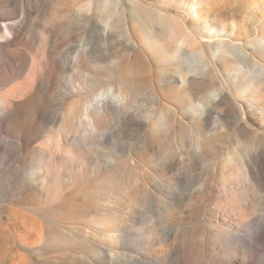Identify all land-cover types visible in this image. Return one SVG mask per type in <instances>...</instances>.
<instances>
[{"label": "rangeland", "instance_id": "1", "mask_svg": "<svg viewBox=\"0 0 264 264\" xmlns=\"http://www.w3.org/2000/svg\"><path fill=\"white\" fill-rule=\"evenodd\" d=\"M140 1L170 17L138 13V20L129 11L108 31L85 23L68 0H0L15 23L27 20L34 46L45 33L59 44L55 110L36 114L34 141L16 149L0 126V264H264V116L257 112L264 83L229 79L231 61L220 59L202 82H177L172 48L183 35L208 33L182 6L192 0ZM198 1L200 22L207 18L254 51L264 34V0ZM183 46L186 65L199 63L190 52L200 46ZM254 54L264 62V51ZM19 64L0 56V91L23 80ZM129 78H137L135 89L123 103L106 104L105 125L87 126L83 104L111 87L129 90ZM215 81L231 82L228 96L201 114L198 102ZM74 102L76 128L66 133L61 121ZM3 116L0 110L1 124ZM54 144L76 160L31 154ZM245 169L255 176L244 178ZM113 177L120 188L111 189Z\"/></svg>", "mask_w": 264, "mask_h": 264}, {"label": "bare ground", "instance_id": "2", "mask_svg": "<svg viewBox=\"0 0 264 264\" xmlns=\"http://www.w3.org/2000/svg\"><path fill=\"white\" fill-rule=\"evenodd\" d=\"M68 1L77 5L76 7L78 13L82 17V20L85 23H90L92 20H94L96 22L95 25H97L98 28H101L102 30L108 29V31L110 30V28H108V25L111 21L119 20V18L122 17L123 13L129 11H131L132 17L135 19H138V15H139L138 13H143L145 16L150 14V12H153L154 14L160 17H165V16L170 17L167 11H164L163 9L160 8L152 9L151 7L143 5L140 0H84V1L68 0ZM124 2H126L132 10L130 8H125L126 5H124ZM186 4L182 6H184L185 9L189 12V15L193 17V20L198 22V26L201 27L202 32L208 33V35L200 36L197 34L195 35L194 39H192L190 35L188 36L183 35L184 38L183 37H182L183 39L181 38L182 41L179 40L181 44H178L176 48H174L175 47L174 46L172 48V50L174 51L170 50V52L171 51L173 52L171 54L172 60L175 61V64L174 63L173 64L174 65L177 64V66L181 70L179 73V71L177 70L178 68L176 69L178 71L177 82L179 80L181 81V83L188 85L189 84L192 85L193 83L196 82H202L210 66L216 63V59L217 60L220 59L225 62L227 60L231 61L229 65H230V69L232 67V70L229 73L230 74L229 79L230 78L232 79V77L234 79H238L239 77L240 78L244 77L245 81L247 83H250L251 85L255 81L258 83H264V62H261L260 59L257 58L254 54V52L264 51V34L258 35V38L254 44L255 47L253 46L254 51L252 52L247 49L246 45L241 40L235 38L229 40L223 37L219 29L215 27H211L209 25L207 18H205L203 22H200L199 19L203 15V13L200 9V3L198 0H192L191 3H189L188 5ZM81 17L79 20H81ZM13 20H14V12L12 10H8L6 12L0 11V56H7L10 59L12 58L13 60L18 61L20 64H22L23 65L22 72L24 78L22 81L14 83L10 88L0 91V110L4 115L3 121L5 120V124H1L0 122V126L1 128H3V131L6 134V137L8 138L7 143H10L16 149H20L24 144L34 141L35 137L37 136V130L33 122L34 117L36 116V114L39 115L42 112L45 113V111L50 107V103L52 102L50 101L52 100L50 99L52 97L51 90L53 84L55 83L57 74H59L58 73L59 67L57 64V53H58L57 51L59 44L58 42L52 43L51 37L47 36L45 33L42 34L41 37H39L40 39L37 41L36 43L37 45L34 46L35 43L31 41L32 40L31 37L33 33L31 34L30 32L29 37H26V34L24 33V29H26L25 27L28 24L27 20L24 19V21H22L21 24H17ZM101 21L106 23L107 26L106 27L103 26L101 24ZM171 22L169 27L173 33L175 32L176 28L175 25H173ZM194 29L196 28L194 27ZM192 33L196 34L195 31H193ZM34 41L36 42L35 39ZM17 44L23 45L24 48L23 49L18 48L16 50L10 49V46ZM196 44L199 45L200 47H198V49H193V52L190 53H192L194 57L197 58V60H199V63H194L191 60V62H189L190 64L186 65L185 58H182V56L180 55V49L183 50V48H181L183 45L193 46ZM85 52L87 53V51ZM181 54H183L182 51ZM58 55L60 56V54ZM79 60L77 61L79 62ZM58 62L60 61L58 60ZM60 71L62 70L60 69ZM134 78L133 79L131 78L132 80L129 78L130 81L128 80L129 81L128 87H130V89L129 88L127 89L129 90H123L116 93L115 90L111 87V89L110 88L108 89L110 90V93L108 90H105L102 93H100L94 101L83 104V110H85V116L87 117L86 119L87 124L85 122L84 124H86L87 126H91L96 130L101 129L105 125L107 120L106 104L110 103L111 101H117L118 103H123L125 101L126 95L128 93H131L132 90L131 88L132 87L134 88V86H136V85L134 86L130 85V83L132 84L133 81H134L133 83H135L137 78L136 79ZM214 84H215V89L212 90L210 95H205L206 100L204 101L199 100L200 102H198L199 103L198 105L201 107V108L199 107L200 108L199 111L201 114L206 111L208 112L210 108L209 105L211 104L213 106L214 105L219 106L228 96L227 86L229 84L231 85V82L228 81V83L226 82L225 84V82L219 83L215 81ZM233 91L234 93L238 94V96L240 93H243V91L241 89H237V87H235ZM52 109L55 110V108ZM68 109L69 111L64 115L63 122L61 121L62 123L61 130L66 133L76 128L75 118H76V113L79 110L78 103L77 102L72 103ZM257 109L259 111L257 110L256 111L258 113L260 112L261 116H264V104L259 102ZM1 120L2 118L0 119V121ZM58 140H59V134H57L53 138V142H58ZM47 152H51L52 154L59 153L63 155L64 159L69 161L76 160L75 153H73L72 151H66L63 153L55 146V144L50 148L49 147L43 148L40 146L35 147L34 151L31 154H34L35 156L41 155L42 157H44V155ZM60 157L58 156V158ZM229 160L230 162H235V160H237V157H235V155L232 154L229 157ZM15 167H17V170H19L21 166L17 165ZM239 168L241 167L239 166ZM244 172L246 175V176L244 175L245 176L244 178L247 177L248 179L249 178L251 179V176H255L254 172L251 171L249 172L246 169ZM10 176L8 177L11 180L12 177ZM112 180L113 182L110 185L111 189L120 188L118 183L119 182L118 178L113 177ZM127 193H128L127 198L129 200L136 199L137 193L135 189L134 190L132 189V191L130 190V192ZM7 233L8 231H5V234ZM0 257L4 258L1 255Z\"/></svg>", "mask_w": 264, "mask_h": 264}]
</instances>
